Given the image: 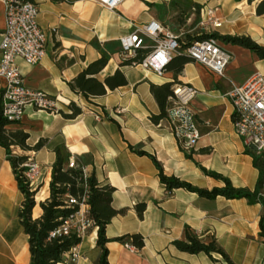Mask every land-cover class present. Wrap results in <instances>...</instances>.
<instances>
[{
	"label": "crops",
	"instance_id": "crops-1",
	"mask_svg": "<svg viewBox=\"0 0 264 264\" xmlns=\"http://www.w3.org/2000/svg\"><path fill=\"white\" fill-rule=\"evenodd\" d=\"M30 1L38 7L37 22L46 37L45 55L33 65L21 58L15 61L27 87L40 89L56 100L54 111L27 107L21 119L9 125L28 134L29 146L46 138L37 150L12 148L14 154L26 155L39 165L32 185L35 191L31 217L40 216V203L49 195L53 148L64 145L70 160H77L99 183L113 187L111 207L121 212L105 226L110 264H228L219 253L209 256L178 250L173 241L183 237L185 227L202 240L213 235L234 264H264V242L258 226L260 203L222 195L207 198L181 187L169 192L152 160L133 150L139 148L153 155L163 174L193 186L211 189L224 185L221 179L204 174L200 165L227 178L233 187L253 189L258 170L234 131L227 92L253 73H264V58L219 39L231 57L224 76H218L195 61L185 63L177 74L165 70L157 75L139 65H120L118 56L119 37L128 33L133 24L150 19L175 32L183 31V36L195 34L200 19L195 4L215 8L214 15L221 26L211 29L213 33L248 36L264 46V14L255 13L258 0H123L112 10L96 0ZM3 27L4 7L0 2V33ZM101 53L108 56V61L96 78L103 81L119 69L126 84L85 99L73 92L68 82ZM165 82L187 83L196 90L192 108L200 137L190 157L179 148L165 118L158 122L150 119L151 114L159 112L150 87ZM69 101L81 108V113L72 119L59 112L69 111ZM22 199L0 146V264H29L27 235L17 216ZM137 203L145 204L141 216L135 210ZM131 233L143 236L141 248L130 249L114 239ZM96 237V227H89L75 246L76 260L68 258L70 250L58 264H95L99 254Z\"/></svg>",
	"mask_w": 264,
	"mask_h": 264
},
{
	"label": "trees",
	"instance_id": "trees-1",
	"mask_svg": "<svg viewBox=\"0 0 264 264\" xmlns=\"http://www.w3.org/2000/svg\"><path fill=\"white\" fill-rule=\"evenodd\" d=\"M246 1L250 3L253 0ZM194 8L196 15H199L201 6L195 4ZM255 13L257 15L264 14V0H258L256 2ZM212 35L224 42L248 48L259 58H264V46L257 44L248 36H219L216 33H212ZM195 38L198 37L186 34L183 36V41L185 44H188ZM185 44H182L177 53L172 56L166 70H172L174 74H177L185 63L193 61L183 52ZM144 55L145 50H138L133 57L121 61L120 65L137 64ZM107 61L108 56L101 53L98 58L89 62L85 68L79 71L68 82L70 89L82 95L85 99H89L93 96L105 94L106 88L112 90L126 84L125 76L119 69H116L112 74L106 75L103 81L96 78V74L101 72L107 64ZM171 84L172 82H165L151 85V93L159 107L157 114L150 115L151 121L158 122L160 119L165 118V108L168 103V97L171 94ZM66 107L69 110L68 112L59 111L64 118L72 119L81 113V108L73 101H69ZM16 122L18 121H12L4 117L0 107V146L5 151L6 159L11 166L17 187L23 194L17 216L24 233L27 235L29 264H58L63 261L64 254L80 242L81 237L74 231H69L67 234L60 232L53 236H51V232L56 230L66 218L72 216L78 209L77 205H69L67 203V197L74 196L79 199L84 195L86 196L84 201L87 204L86 217L91 221V226L96 227V245L99 249V254L95 264H110L107 260V249L105 247V243L108 240L105 236V226L112 216L117 212H121L111 207L113 187L108 183H99L93 173L87 174V177L84 179L81 169L82 165L77 160H74V166H69L68 163L71 154L64 145H55L53 148L55 160L51 167L49 195L40 203L42 210L40 216L32 218L31 209L34 205L33 195L35 189L30 187L24 176L26 167L23 163L27 160V156L14 154L12 148L18 146L23 150H37L45 144L46 138H40L35 144L29 146L26 143L28 137L26 132L20 129L9 128V125ZM133 150L137 154L147 155L152 160L158 169L160 181L169 192L173 188L181 187L207 198L222 195L226 198H245L250 204L260 203L261 212L258 221L259 236H261L264 242V194H262V188L264 186V163L262 158L251 148L246 147L245 151L252 156L253 165L258 170V178L253 189L233 187L227 178L214 171H209L200 165L199 168L204 174L221 179L224 185L211 189L193 186L176 176L163 174L160 163L153 155L139 148H134ZM187 156L190 157V155ZM144 208V203H137L135 205V210L139 216L142 215ZM114 239L124 243L128 242L138 249L143 246V236L139 233L125 234ZM173 245L178 250L191 254L203 252L210 256L213 252L219 253L228 264H234L217 244L213 235L202 240L189 227L184 228L183 237L174 240Z\"/></svg>",
	"mask_w": 264,
	"mask_h": 264
},
{
	"label": "built area",
	"instance_id": "built-area-1",
	"mask_svg": "<svg viewBox=\"0 0 264 264\" xmlns=\"http://www.w3.org/2000/svg\"><path fill=\"white\" fill-rule=\"evenodd\" d=\"M103 7L115 9L123 0H96ZM4 7V27L0 33V107L2 114L9 120L19 121L27 107L38 110L54 111L56 100L40 89L27 87L23 81L15 59L21 58L25 63L33 65L45 55V33L37 22L38 7L30 0H0ZM215 8L201 7L197 36L190 43L183 41V31L175 32L156 19L141 24H133L131 30L119 37L118 56L121 61L133 57L138 50H145L142 59L133 65L162 75L172 56L182 44L183 52L193 61L207 67L218 76H224L225 68L230 60V53L212 35L211 29L221 26V21L214 15ZM52 31L54 29H51ZM165 108V119L179 148L190 155L196 148L200 137L194 120L192 100L196 90L193 86L174 82ZM227 95L233 108V126L235 133L242 139L246 147L258 154L264 163V73L255 72L242 84L233 86ZM24 176L30 187L37 174L39 165L28 158ZM69 166H74L71 159ZM85 179L87 171L81 167ZM264 194V186L262 188ZM82 196L67 197L69 205H77V211L66 218L51 236L57 233L67 234L74 231L80 237L91 227L86 217L87 204ZM125 246L134 249L130 243ZM78 251L72 248L68 258L76 260Z\"/></svg>",
	"mask_w": 264,
	"mask_h": 264
}]
</instances>
